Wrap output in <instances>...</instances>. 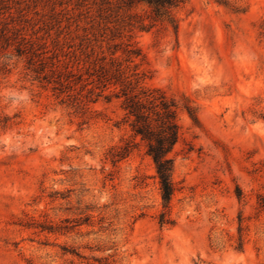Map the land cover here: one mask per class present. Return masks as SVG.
Here are the masks:
<instances>
[{
	"label": "rangeland",
	"instance_id": "1",
	"mask_svg": "<svg viewBox=\"0 0 264 264\" xmlns=\"http://www.w3.org/2000/svg\"><path fill=\"white\" fill-rule=\"evenodd\" d=\"M0 8L61 69L125 59L132 43L145 83L187 96L199 119L177 111L160 224L155 166L120 100L84 82L57 98L24 57L0 56V264H264V0H183L176 33L135 0ZM74 97L96 100L83 114ZM131 139L111 162L110 147Z\"/></svg>",
	"mask_w": 264,
	"mask_h": 264
},
{
	"label": "trees",
	"instance_id": "2",
	"mask_svg": "<svg viewBox=\"0 0 264 264\" xmlns=\"http://www.w3.org/2000/svg\"><path fill=\"white\" fill-rule=\"evenodd\" d=\"M133 1V0H132ZM145 3L149 9V16L153 21H159L171 26L173 32L178 29L177 19L173 14L183 0H135ZM1 9V8H0ZM0 12V56L17 55L25 58V69L43 86L49 87L57 98L63 93L73 90V86L84 82L82 87H88V93L93 89H100V93L108 90L105 98L114 96L120 100V108L128 121L129 129L134 138L138 137L145 145L144 152L154 164L159 182L161 197V211L159 223L170 222L167 218L170 207L173 183L171 179L173 157L171 150L178 137L177 111H184L194 125H199L196 108L190 103L187 96L181 95L179 99L168 96L163 90L147 85L145 79L149 77L146 70L139 69L144 58L132 43H127L125 59H119L114 51L109 58L105 56L96 58L85 68L84 73L65 68H59L57 61H48L44 51L34 47L35 42L20 32L12 20H7ZM139 59V62L136 60ZM76 75V76H75ZM86 76L83 79V76ZM76 79V80H75ZM70 95V93L66 94ZM99 96V94H97ZM63 101V98L61 99ZM87 99L86 102L95 101ZM73 105L86 112V102L74 97ZM137 143L134 139L128 140L119 146H111L108 157L114 164L125 158ZM264 206V201L262 202ZM51 225V224H48ZM51 228V226H48Z\"/></svg>",
	"mask_w": 264,
	"mask_h": 264
}]
</instances>
